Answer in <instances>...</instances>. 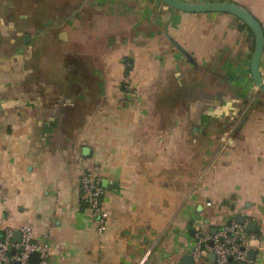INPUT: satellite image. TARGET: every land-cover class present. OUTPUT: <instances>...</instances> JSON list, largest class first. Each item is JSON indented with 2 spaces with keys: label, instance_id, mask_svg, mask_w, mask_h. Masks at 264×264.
<instances>
[{
  "label": "crops",
  "instance_id": "1",
  "mask_svg": "<svg viewBox=\"0 0 264 264\" xmlns=\"http://www.w3.org/2000/svg\"><path fill=\"white\" fill-rule=\"evenodd\" d=\"M183 1L234 2L264 27V0ZM241 24L160 0H0V233L29 225L55 264H183L200 232L243 217L264 264V97Z\"/></svg>",
  "mask_w": 264,
  "mask_h": 264
},
{
  "label": "built area",
  "instance_id": "2",
  "mask_svg": "<svg viewBox=\"0 0 264 264\" xmlns=\"http://www.w3.org/2000/svg\"><path fill=\"white\" fill-rule=\"evenodd\" d=\"M125 90L131 94L132 88L127 85ZM230 131L225 132L221 137L220 149L226 148ZM80 190L82 202L90 212L92 223L98 235H102L107 230L108 212L103 205L104 187L99 180L91 173L85 172L80 179ZM15 229H6L0 233V264H32L29 260L34 252L39 254L37 264H55L52 261L51 249L48 244L35 243L33 241V231L29 225L18 229L21 233L20 243H14L12 236ZM246 235V225L231 223L220 229L213 236L200 232L197 235L192 249V258L195 264H204L209 253H213L215 261L213 264H248L251 247L244 241ZM212 241L213 245L209 246ZM14 251V255L10 254ZM147 257L141 259L137 264H146Z\"/></svg>",
  "mask_w": 264,
  "mask_h": 264
},
{
  "label": "water",
  "instance_id": "3",
  "mask_svg": "<svg viewBox=\"0 0 264 264\" xmlns=\"http://www.w3.org/2000/svg\"><path fill=\"white\" fill-rule=\"evenodd\" d=\"M166 7L185 14H209V13H221L227 14L238 19L243 25H245L249 31L253 34L254 38V49L252 57L250 60V78L254 85L255 90L264 97V77L261 74L260 64L261 59L264 54V30L260 22L243 6L234 2L228 1H217V2H206V3H191L183 0H160ZM169 42L180 51L184 57L195 64L194 59L187 53L176 41L172 40L167 36ZM234 144L233 139H228L226 145L232 146ZM103 187V185L101 184ZM237 223L242 224L244 221L243 217H237ZM257 223L253 222L249 225L248 230L252 233L256 232ZM216 233V230L211 232L213 236ZM12 241L14 243H20L21 233L19 231H14L12 236ZM209 245L212 246V241L209 242ZM14 253V252H13ZM209 255L215 258L213 253ZM256 252L251 251L249 258L254 260ZM32 264H37L39 262V254L34 252L30 255L29 258ZM183 264H195L192 256H185L182 259ZM13 264H19L18 262H13Z\"/></svg>",
  "mask_w": 264,
  "mask_h": 264
},
{
  "label": "trees",
  "instance_id": "4",
  "mask_svg": "<svg viewBox=\"0 0 264 264\" xmlns=\"http://www.w3.org/2000/svg\"><path fill=\"white\" fill-rule=\"evenodd\" d=\"M260 24H261V23H260ZM241 26H242V28L248 30V32L250 33V35L253 37V34L249 31V29H248L245 25L241 24ZM261 26H262V24H261ZM262 28H263V30H264V27H263V26H262ZM128 70H129V68H128Z\"/></svg>",
  "mask_w": 264,
  "mask_h": 264
}]
</instances>
